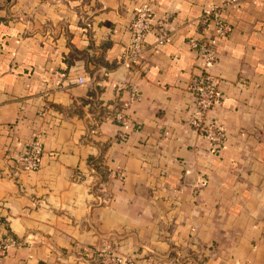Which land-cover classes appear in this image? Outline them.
<instances>
[{"label": "crops", "instance_id": "obj_1", "mask_svg": "<svg viewBox=\"0 0 264 264\" xmlns=\"http://www.w3.org/2000/svg\"><path fill=\"white\" fill-rule=\"evenodd\" d=\"M225 1L0 0V241L19 243L0 264H94L112 244L134 264H264V0L224 12L225 38L206 33L222 149L189 124L202 74L189 40ZM146 5L152 28L127 67ZM35 136L27 171L14 157Z\"/></svg>", "mask_w": 264, "mask_h": 264}, {"label": "built area", "instance_id": "obj_2", "mask_svg": "<svg viewBox=\"0 0 264 264\" xmlns=\"http://www.w3.org/2000/svg\"><path fill=\"white\" fill-rule=\"evenodd\" d=\"M238 4V0H227L209 10H204L200 17L202 28L200 34L189 40L194 54L201 60L202 74L194 81V99L189 124L193 130L201 135L208 143L211 151H219L225 144L226 133L221 125L208 118V113L216 106L220 99L218 80L208 71L216 60L217 54L213 49L206 33L209 28L217 38H225L230 31L229 25L221 17L224 12ZM153 11L150 5L135 10L129 24L130 39L122 54V64L129 67L136 63L144 50L146 36L152 28ZM168 33L158 30L157 45H162ZM84 80L78 78L76 83L82 84ZM134 98L135 93L131 94ZM116 123L122 127L128 122L123 110L114 114ZM40 136H35L24 146L23 151L14 157L17 166L27 171L36 170L40 165L43 152ZM13 238L7 236L0 241V256L6 254L8 248L18 245ZM94 264H134L132 258L121 255L115 244L104 246L93 252Z\"/></svg>", "mask_w": 264, "mask_h": 264}, {"label": "trees", "instance_id": "obj_3", "mask_svg": "<svg viewBox=\"0 0 264 264\" xmlns=\"http://www.w3.org/2000/svg\"><path fill=\"white\" fill-rule=\"evenodd\" d=\"M91 164V163H90Z\"/></svg>", "mask_w": 264, "mask_h": 264}]
</instances>
